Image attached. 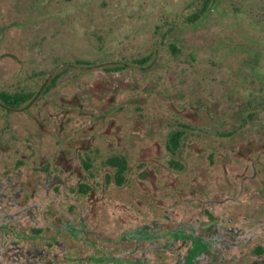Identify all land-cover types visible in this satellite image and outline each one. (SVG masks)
<instances>
[{
    "label": "rangeland",
    "instance_id": "1",
    "mask_svg": "<svg viewBox=\"0 0 264 264\" xmlns=\"http://www.w3.org/2000/svg\"><path fill=\"white\" fill-rule=\"evenodd\" d=\"M205 2L0 0V93L36 94L15 111L0 103V179L68 176L20 222L53 240L56 264L64 245L71 264H177L185 249L157 237L177 224L243 231L200 264H249L264 247V0ZM62 221L86 225L81 243ZM153 224L136 245L131 231Z\"/></svg>",
    "mask_w": 264,
    "mask_h": 264
},
{
    "label": "flooded vegetation",
    "instance_id": "2",
    "mask_svg": "<svg viewBox=\"0 0 264 264\" xmlns=\"http://www.w3.org/2000/svg\"><path fill=\"white\" fill-rule=\"evenodd\" d=\"M1 94V93H0ZM6 94V93H4ZM8 95H18L21 96L24 101L20 104H5L1 101L0 103L4 105L6 108L10 110H17L20 105L25 103L28 100H34L36 97V94L32 95V93H14V94H8ZM174 132H179L180 137L177 141V143H172L170 140L171 134ZM169 135L168 138V149L173 152L175 151L180 144V140L182 137L181 131H174ZM121 159V161L124 164L123 171L118 175V170L116 167H113L111 164L108 163V160L113 158L110 157L107 160V163L116 169L115 171V183L120 184L123 180V174L125 172L126 168V161L123 157L116 156ZM18 164L22 163V160L18 159ZM63 172V170H62ZM68 176L65 174L51 176V175H45V176H31L30 181L28 182V187L23 184V181H16L12 184H6L5 181L0 179V264H56L57 262L54 259L53 254V244L51 243L52 239H43L39 240L33 235H30L29 237L22 236L20 234L21 230H28L31 232L38 231V228L34 227V224H31L33 226L27 227L25 229H22L21 226L23 223H20L23 218L26 216L29 217L30 220L36 221V218H33L34 210L37 208V203L33 202L36 198V196H39V193L44 194L46 197L48 196V193L50 191H53L54 188L57 186V184L62 186L67 182ZM13 188H16V190L13 193H10L9 191ZM58 187L55 188L57 190ZM78 188L81 191V193H87L88 187L86 185L78 184ZM32 201V204H26L25 206H19L22 205V202ZM48 203V202H47ZM9 206L10 208H16L17 211H4V208ZM18 221H16V217ZM31 221V222H33ZM228 223H230V220H227ZM37 224V223H36ZM155 225L159 224H153V226H143L141 229L138 230H132L131 231V238L136 241V245L139 244V241L142 237H147V235L153 230L156 229ZM85 224H77V226H71L69 228L68 223L65 221H62L58 223L55 230H58L62 232L63 237L66 236V241L68 240L69 236H72L74 239L73 241L81 243L83 236L86 235V229ZM48 228V227H47ZM49 229V228H48ZM53 229V228H50ZM211 231V236L209 238H206L205 236H202L198 233H196L192 228H184L181 227L179 224L174 226L173 228L166 230L167 232L163 233L160 232L157 234V237L159 239H162L163 237L167 236L166 243L162 244L161 246L163 248H170L176 243H179V253L180 250L183 248L185 249V252L178 260L177 264H200L199 260L202 258L205 254L208 252H212L213 255L214 252H216V249L218 246H222L223 249H229L231 246H234L235 243L241 242L238 237L243 231H241L236 226L227 225L224 229V234L222 235H216L214 236V230L213 228L209 227ZM160 231V228H159ZM225 235V236H224ZM64 240V241H65ZM44 243V250L38 251L35 244L38 242ZM264 243V240H262ZM26 244H30V249H24L22 250V246ZM32 243H34L32 245ZM261 245V244H260ZM27 246V245H26ZM85 246V245H84ZM253 255L254 260L250 262L249 264H264V247L261 245V248H258L259 246H256ZM263 247V248H262ZM61 254V264H71L68 259L65 258L66 248L64 245V248L61 247V250L59 251ZM85 258V257H84ZM87 259L93 260V262L97 264H102L105 261L109 259V257L106 255L101 256H92L88 255L86 256ZM72 264H82L86 263L83 262V258L80 256L76 257L73 261L71 260ZM110 264L113 263V258L111 257L109 259ZM60 264V262L58 263ZM128 264H145L142 260H129ZM242 264H245L244 261Z\"/></svg>",
    "mask_w": 264,
    "mask_h": 264
},
{
    "label": "trees",
    "instance_id": "3",
    "mask_svg": "<svg viewBox=\"0 0 264 264\" xmlns=\"http://www.w3.org/2000/svg\"><path fill=\"white\" fill-rule=\"evenodd\" d=\"M206 2L204 3V7H206L207 5V1L208 0H205ZM201 12V11H200ZM196 17V16H194ZM0 99L3 103L5 104H12V105H17V104H20L21 102L24 101V99L21 97V96H18V95H8V94H4V93H1L0 94ZM180 137V134L179 132H174L171 134V137H170V140L172 143H177L178 139ZM108 163L111 164L113 167H116L117 168V172H118V175L123 171L124 169V164L123 162L121 161L120 158L118 157H113L111 159L108 160Z\"/></svg>",
    "mask_w": 264,
    "mask_h": 264
}]
</instances>
